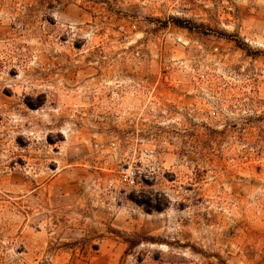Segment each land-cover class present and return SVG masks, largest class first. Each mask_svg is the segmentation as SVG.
I'll list each match as a JSON object with an SVG mask.
<instances>
[{"label":"rangeland","instance_id":"rangeland-1","mask_svg":"<svg viewBox=\"0 0 264 264\" xmlns=\"http://www.w3.org/2000/svg\"><path fill=\"white\" fill-rule=\"evenodd\" d=\"M0 264H264V0H0Z\"/></svg>","mask_w":264,"mask_h":264},{"label":"built area","instance_id":"built-area-1","mask_svg":"<svg viewBox=\"0 0 264 264\" xmlns=\"http://www.w3.org/2000/svg\"><path fill=\"white\" fill-rule=\"evenodd\" d=\"M138 178H139L138 168L129 165L126 169L122 171L120 176V182L125 186L134 188L137 186Z\"/></svg>","mask_w":264,"mask_h":264},{"label":"trees","instance_id":"trees-1","mask_svg":"<svg viewBox=\"0 0 264 264\" xmlns=\"http://www.w3.org/2000/svg\"><path fill=\"white\" fill-rule=\"evenodd\" d=\"M180 27H182V25Z\"/></svg>","mask_w":264,"mask_h":264}]
</instances>
